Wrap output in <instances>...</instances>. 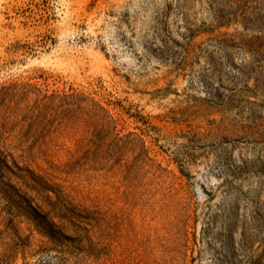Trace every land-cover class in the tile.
I'll list each match as a JSON object with an SVG mask.
<instances>
[{"label":"rangeland","instance_id":"obj_1","mask_svg":"<svg viewBox=\"0 0 264 264\" xmlns=\"http://www.w3.org/2000/svg\"><path fill=\"white\" fill-rule=\"evenodd\" d=\"M0 264H264V0H0Z\"/></svg>","mask_w":264,"mask_h":264},{"label":"trees","instance_id":"obj_2","mask_svg":"<svg viewBox=\"0 0 264 264\" xmlns=\"http://www.w3.org/2000/svg\"><path fill=\"white\" fill-rule=\"evenodd\" d=\"M5 87L0 88V95L2 94ZM3 101V100H2ZM1 101V102H2ZM0 102V104H1ZM13 130H6L4 125L0 124V158L1 159H13L15 158L16 152L21 151L20 145L15 143V138H10L9 135Z\"/></svg>","mask_w":264,"mask_h":264}]
</instances>
